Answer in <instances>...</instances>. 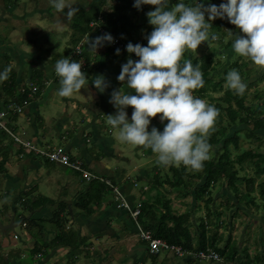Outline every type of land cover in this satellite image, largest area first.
Instances as JSON below:
<instances>
[{"label":"crops","instance_id":"1","mask_svg":"<svg viewBox=\"0 0 264 264\" xmlns=\"http://www.w3.org/2000/svg\"><path fill=\"white\" fill-rule=\"evenodd\" d=\"M19 0H0V22H6L9 18L13 17V12H15L16 10H18L21 6L18 3ZM89 0H87L88 2ZM8 2V3H7ZM85 2L82 6H79L77 8V11H75V15H73L72 19L76 17L77 12L79 11L80 7H84L86 5ZM25 5L22 4V7H24ZM147 7V9L149 8V10L151 9L150 4H143L141 7H136L134 12L129 13L130 18L131 15L138 12V11H146L147 9H145ZM170 7V4L168 5ZM51 8L53 10V6L51 5ZM144 8V9H143ZM67 9V8H66ZM19 11V10H18ZM35 11H38L35 10ZM146 13V12H145ZM148 13V12H147ZM147 13L143 14V16L141 15V17L137 20L139 21V23H146L148 20L149 21V17L147 16ZM17 17V16H16ZM72 19L70 20V23H72ZM133 22L135 20L131 19ZM149 23V22H148ZM148 27V24H147ZM149 27H151V24L149 23ZM154 27V26H153ZM144 28V27H143ZM143 28L141 30H138L136 34H134V36L137 38L138 41L142 40L141 39V34L143 31ZM147 36V35H146ZM71 38L77 39L75 41V43L71 42ZM94 39V31L91 30L90 32L81 35L80 32L74 30L71 27L70 24V32L68 33V35H66V42L70 43L73 45V48H76L78 45H81V53L76 56V58H74L75 56H73L74 52H70L71 58L73 59H77L79 60H83L85 62V66L82 68L83 71H85L86 74V85L83 86L80 90L75 91L73 93V96H60L58 93V88H59V77L55 74L54 71V64L55 61L62 57V56H66V55H62V54H57L55 55V57H53V52H48L46 50L48 49H42L41 45L39 43V53L36 54V57L34 56V58H36V61L30 62L32 69L30 71V73H27L28 67L26 66L27 63H25L24 60L27 59L28 54L26 52L23 53L22 50H19L17 47H13V45H10V42H4V38L0 37V70H3L5 68V65L8 63V66L10 67V63L12 60H17L14 67H10L13 71H15L16 73V80L19 82V86L20 88L21 85H29V83L31 84V76L37 72H41L44 75V78L46 79V85H44V87L41 89L40 93L37 95H33V98L30 102H28L27 106L24 109L23 113H20L21 116L25 117V127H21L23 128V136L20 134V136L25 139V140H30L33 141L34 145L36 148H40V147H45V148H49V143L48 142H43L40 138L41 131L42 128H44V124H45V119L41 117V106L40 103H42L44 100H49L51 99V103L56 106L59 109H63V118H60V120L58 121L57 126L55 125V131L57 132V130L60 129H64L65 126L67 127L70 124V112L69 109L71 108L72 110H74L75 112H79V115H81V117L83 116L84 118H86V121L88 122V126L82 128V129H86L91 128L93 130L92 131H85V130H79L78 131H72V130H68L69 134H66L65 137H61L60 140H63L66 142V146L65 149L66 151L69 153V155L71 157H75L77 158V160H82L85 165L86 168H88V170L92 173H96L99 175H103V176H111V175H115L117 172L123 173L122 176H124L123 180L125 179V173L126 170L124 169H111L110 166L106 167V170H101V166L102 163L100 162V159H108L109 155L112 156V153L114 152V147L116 148V141H114L115 139L112 136V131H114L113 128L109 127L106 128L105 126V131L103 132V130L101 129V127L99 126V118L97 117L96 111H98L99 109L103 108V110H105L107 112V114H114L117 109L113 108V111L109 110L108 111V106L109 103L111 102L110 98L112 96V92L114 89H119L120 87L123 86L124 82H121L117 79L120 71H121V66L123 63H125L127 61V59L129 58V54L127 55L125 52H119V54L112 50V48L106 44V42L102 43L101 46H99L96 50L89 48V40H93ZM16 46V45H14ZM55 47V46H54ZM198 47H200V45H198ZM10 50L12 53V58H10V54H7L8 56V61L6 58V51ZM75 50V49H74ZM188 52V58L193 60V58H195V52L192 50H187ZM72 53V54H71ZM47 54L48 58L47 59H43V56ZM43 55V56H41ZM201 57V56H200ZM33 58V57H32ZM29 59V56H28ZM17 67V68H16ZM262 71V70H261ZM29 72V71H28ZM103 75L105 77V81H106V87L103 91H101L100 89L96 88L94 84H92L91 80L97 76V75ZM3 79H0V81L2 82ZM29 87V86H28ZM126 88V85H125ZM83 91H88L90 92V94L93 96V100L88 101L87 100H82L81 96L84 93ZM205 101L207 99L204 98ZM11 100L9 103L11 102H15V98H12V95L9 94H1L0 93V111H4V110H11L9 108L10 104L5 107L4 106V102ZM132 109L133 106L129 105L127 107V112L129 115V118H131V114H132ZM10 115V114H9ZM19 115V116H20ZM160 114L158 113L155 117H153L151 119L152 122V126L155 125L157 128L159 129H163V124L166 123L165 122H161V120L159 119ZM40 118L41 122H38ZM7 122H10L12 119L11 118H5ZM101 119V118H100ZM103 119V118H102ZM16 120V119H15ZM44 120V121H43ZM14 122V121H13ZM11 122L12 124H8L9 127H11L12 125H14V123ZM44 122V123H43ZM7 125V124H6ZM16 125V124H15ZM151 126V127H152ZM151 127H149V130L151 129ZM251 127H253L251 125ZM66 131V130H65ZM259 134H263L261 131H259ZM0 138L1 137H5L7 135H9L8 133H6L5 131L0 129ZM11 138L12 136L9 135ZM244 138V135L242 136ZM113 138V139H112ZM12 140L14 141V139L12 138ZM10 140L9 144H4V142L0 139V148H2L0 150V153H2V155L8 159V162H12L11 161V156H14V162L17 161L18 165L17 167L21 169V171L23 172V178L27 180L29 177V174L31 175V172H33L34 174L37 175L36 181L34 182L35 185H37L31 193V195L29 196V198H31L32 200L37 199L39 196H44V194H41L42 192H46L48 193L50 190V186L48 187V184H44V180L43 177L41 176V172L43 171V166L41 165V162L39 159V157H35L34 154L30 153L28 151L26 152V155H24L23 160H21V158H19V154L21 152H19V150H16L15 152L18 154H11L10 151L13 150L12 145L17 146L18 144L15 142L13 143V141ZM101 143V144H99ZM91 145V148L88 146ZM142 148L143 151V156H151L153 157L155 154L152 152V150L150 148H144L143 146L139 145ZM20 148V147H19ZM98 148V150H97ZM75 150L74 152L76 153V155H73L72 150ZM118 149V147H117ZM101 151V152H98ZM9 152L11 155H9ZM14 152V153H15ZM98 152V153H97ZM74 153V154H75ZM25 154V153H23ZM22 154V155H23ZM5 155H9V156H5ZM21 155V154H20ZM21 155V156H22ZM34 157V158H33ZM121 157V156H120ZM43 159V158H42ZM113 159V158H112ZM125 159V158H124ZM123 160V159H121ZM43 164L46 165V167H49L50 170H54V171H58L57 169V165L59 164H55V163H47L45 162V160L43 159ZM11 165V164H10ZM64 167L63 165H59ZM144 166V165H143ZM171 166L174 165H169L166 166L168 167L167 171L169 170V168ZM177 166V165H175ZM10 169H12V166H9ZM166 167L165 166H161L160 164H155V166L151 169L152 171H155V174H157V171L159 170H163L162 172H167L166 171ZM52 168V169H51ZM118 169V170H117ZM145 168H143L142 170H144ZM40 170V171H39ZM68 170L71 173V177H73L70 181V185H74L76 182L78 184V187L74 190V194L71 197L67 198L68 195L65 196V200L68 203L69 206V212L70 215L69 218L67 215V229L66 230H77L78 234L80 237H82V234H85L87 236H89V245L88 246H92L93 247L96 244H100L103 239H105L104 241H107V244H109L111 247H107L102 251V255L105 257L109 256V252L110 251H115L116 248L113 247L114 245H112V243H116L115 240L118 239L119 236H121L122 232L119 231V226L123 225L124 226V231L126 236H131L137 244H134V242L129 243L127 245V248L125 249V253L123 256L122 260H117L119 263H116V261L114 260L112 262V264H226V263H236V264H264V255H262V253H258L256 256L251 257L248 254V248H241L239 246V244H237L236 242H231V238H228L227 243L225 246H220L221 245V241L222 239L224 240L223 235L219 236L217 235V232L214 233L213 235H204V231L201 229V233L202 235L199 237V243L201 242V239L203 237V235L205 236V240L208 243L207 245V249H212L214 251H216L222 258H223V263L221 262H215V261H198L195 260L194 258H192L191 256H185V257H178L172 253L169 252H164V254H162L160 256V254L158 255H151L148 253L147 250V244L142 241L140 239V237L138 236V232L136 229V226L134 225L133 222V217L132 214L127 211L124 208H120V210L116 209L114 207L115 205V201L112 199H109V202H104L101 204L100 209H96L95 212L91 215H89L88 213L86 214H80L79 215V211L77 210V208L75 207V202H77L80 198V195L84 192V190L87 188V186L83 187L85 184L84 181H81V178L72 170L70 169H65ZM13 172V178L10 177L9 173L10 170L9 168H5V173H2V177L6 178V185L10 186L12 185L13 187H16V183H18L19 179L18 177H14V175L16 174V167H14L12 170ZM39 171V172H38ZM49 171V169H48ZM139 171V170H138ZM50 172V171H49ZM141 172V171H140ZM53 173V171L51 173L47 174V177L49 176V178L46 180L47 182L52 181L51 178V174ZM61 173H59L60 175ZM59 175L58 179H59ZM139 175V172H136L135 176ZM128 176V175H127ZM130 176V175H129ZM8 179H11L8 180ZM21 179V178H20ZM130 179V180H129ZM129 179H125L128 181H133V183L137 180L130 177ZM4 181V178L1 179L0 178V182L2 183ZM8 181H10L11 183H9ZM149 181V180H148ZM148 181L146 182L144 180V178L141 177V179L138 181L137 183V188L139 185L143 186L146 185V191L149 188V183ZM52 184V182L50 183ZM56 185L57 186H63L64 184H62V182L60 180H56ZM53 186V185H52ZM126 186V185H125ZM125 186H123V188H125ZM219 185H217L218 187ZM224 186V185H223ZM134 189V187L132 188ZM165 190V188H164ZM21 190H14L13 192V197L9 198L10 199V210L8 211V209H3L0 211V222H2L3 224H9L11 219L13 218V213L15 214L14 217V223L18 224L15 229L19 226L22 225L25 227V223H22L23 219L20 217V221L17 222L16 218L18 215V211L15 209V206L20 207L21 204L17 198L19 197V192ZM161 191V189H160ZM169 192V191H167ZM37 193V195H36ZM162 193V191H161ZM156 194V192H155ZM224 195L229 196L230 198L234 199V203L232 205V208H235L236 211L240 210L242 208V202L243 201H248L251 203H255L254 199L255 197H253V195H251V198H253V201L250 200H243L242 202H239L235 196L231 195L230 192L229 193H225ZM223 196V195H221ZM48 197V196H45ZM127 201L129 203H132V206L134 208H136V205L134 204L136 202V199L133 203L134 200V196L132 194V190H131V194L129 195H125ZM227 197V198H229ZM7 198V197H5ZM52 200H56L52 197H48ZM150 198H154L155 199V195L152 197L150 196ZM70 199V200H69ZM147 200V199H146ZM166 198L164 197L163 201H165ZM207 199L204 198V200H200L197 199L195 193L190 190L189 194L185 197V200L182 201V206L184 207L188 213L190 214V216H194V214H196L195 216L198 217L199 215L197 214V211L199 209H201V203H203L204 201H206ZM150 201V200H149ZM23 202V201H21ZM59 202V201H58ZM213 202V200L211 201V203ZM139 205L137 207L142 206V197L140 195L139 197ZM164 204V203H163ZM73 207H71V206ZM27 208V207H25ZM58 206L56 201L53 202V204H48V205H43L41 207L35 208V210L33 212H30V217L34 218L36 220H41V219H46L49 220L53 217L55 211L57 210ZM72 209V210H71ZM205 209H207L206 205H205ZM214 212L213 215H216V217H218V215L221 216V214L217 213L215 211L216 208H214ZM185 210V211H186ZM26 211H29V209H26ZM184 211V212H185ZM237 213V212H236ZM64 215V214H63ZM212 215V216H213ZM210 214L206 217V220L210 219ZM199 222H202V218L198 219ZM214 219L209 220V223H214L212 222ZM192 222L194 223L193 226L196 227V223L194 222V218L192 219ZM200 223V224H201ZM207 223V222H206ZM49 225V224H48ZM118 225V228H116L115 226ZM192 225V223L190 224ZM199 225V224H198ZM69 227V228H68ZM13 230H9L5 233H1L0 232V236H1V240H0V250L8 252L9 250L6 249L9 246H17V244H19L21 240L19 234H17L16 232L13 234L12 237H10V240L7 241L3 235L7 234L10 231H14ZM203 231V232H202ZM127 232V233H126ZM35 234L37 233L36 230L34 232ZM193 233H195V235H190L191 239L193 238V241L195 240V236H198L199 234H197V230H195ZM39 234V233H38ZM139 237V238H138ZM45 239V237H43ZM141 241H140V240ZM19 240V241H18ZM212 240H214L213 245ZM46 241V240H45ZM192 241V246L194 250H189V251H195L197 248L196 244ZM30 242L33 243V238L28 236L26 237L25 241H22V244H29ZM48 248L46 249L47 252L46 254V258H50V254L52 253V250L56 248V243L53 241V238L51 239V241L48 243ZM8 246V247H7ZM34 247V246H33ZM61 247V246H60ZM13 249V248H12ZM10 249V250H12ZM33 249V248H32ZM32 249L30 251H32ZM86 249H89L88 247H86ZM84 249V250H86ZM217 249H220L222 251L218 252ZM65 253L64 255H67L66 261L67 263L65 264H75L76 260L79 258V255L82 254H78L77 252L75 253V255H77L78 257H72L70 255L67 254V249H65ZM48 251H51L50 253H48ZM225 251V253L223 252ZM223 252V254H222ZM41 256L43 257L44 255H40V254H36L34 255L33 259H35L36 257ZM50 256V257H49ZM63 257V256H62ZM110 257V256H109ZM37 259V258H36ZM101 259H104L103 257L99 259V261ZM91 264H93V262H89ZM95 264H99L98 262H95Z\"/></svg>","mask_w":264,"mask_h":264},{"label":"clouds","instance_id":"2","mask_svg":"<svg viewBox=\"0 0 264 264\" xmlns=\"http://www.w3.org/2000/svg\"><path fill=\"white\" fill-rule=\"evenodd\" d=\"M50 3L57 11L67 8L68 18L77 11L66 0ZM143 4L156 6L147 13L148 22L154 27L146 45L131 41L126 45L127 51L139 59L129 56L122 64L117 79L124 82L123 86L114 89L110 98L117 111L107 114V123L117 130L120 141L150 148L161 166L183 164L199 169L209 156L208 136L214 130L219 109L194 95V90L205 83L200 65L181 59L187 50L197 51L201 42L207 41L211 46L220 38L218 32L210 31V21L221 17L239 29H229L234 36V53L264 68V0H222L219 5L205 4L204 0H134L136 7ZM113 39L111 33H105L89 40V48L96 50L104 41ZM8 71L7 67L0 70V79ZM54 71L59 77L60 96H71L86 85L81 63L71 56L58 58ZM91 82L101 91L106 87L102 74ZM225 85L239 95L248 87L236 69L226 73ZM129 105L133 106L131 118L126 110ZM158 113L161 122L166 121L163 129L153 125L149 130L151 119Z\"/></svg>","mask_w":264,"mask_h":264},{"label":"rangeland","instance_id":"3","mask_svg":"<svg viewBox=\"0 0 264 264\" xmlns=\"http://www.w3.org/2000/svg\"><path fill=\"white\" fill-rule=\"evenodd\" d=\"M219 1L220 0H206V1L204 0V3L205 4L215 3L218 5ZM85 2H87V0H66V4H70V5L74 6L76 9L79 6H82ZM191 2H192V0H191ZM18 3L21 6L18 9L19 11L16 10L15 12H13V15H12L13 17L9 18L6 22H0V37L4 38L5 43L10 42V45L14 44L16 46L13 45V47H17L19 50H22L23 53L26 52L28 54L29 59L27 56V59L24 60L25 63H27L26 66L28 67V70L25 74L30 73V71L32 69L30 62L36 61V58H34V56L36 57V54L39 53V48H40V47H38L39 43H40L41 48L43 50L44 49H50L49 50L50 52L54 51L53 55H52L53 57H55V55H57V54H62V55L68 56V55H70V52H74L75 48L71 49L73 47V45L66 42L67 41L66 35H68V33L70 32V24H71L70 20L73 17L72 16L71 18H68L66 16V12H67L66 8L63 12L57 11L55 8H53V10H52V8H51L52 4L50 3V0H19ZM115 3L116 2H114L113 0H110L108 2V4H115ZM22 4H24L25 6L22 7ZM150 6H151L150 10H153L155 8L152 4H150ZM37 9H38V11H35ZM150 10H146L145 12L147 13ZM145 12L140 10V11L134 13L131 15V19L137 21L141 17V15L143 16L142 13L146 14ZM206 18H207V15H206ZM0 21H1V19H0ZM152 29H153V25H151L150 31H152ZM210 31H212V30L210 29ZM147 32H148V29L143 28L142 33H140L141 39L146 37ZM237 32H239V29L237 30ZM231 38L234 39V36L230 35L229 31H228L227 37H226V42H228V40H230ZM212 49L214 51H216L217 55L215 54V57H217V58L219 57L221 59L222 65H223L226 62V56L225 57L220 56L218 54V52L220 51V52L225 53V52H227L228 48H222L220 50V49H218V47L215 44H211V46H210L207 41H203V42H201L200 47L197 48V51H195L194 54L196 57H200L205 52H210ZM10 52H11L10 50L6 51L7 61H8L7 54H10V58H12V55H11L12 53H10ZM233 53H234V51L230 52V57H232V60H230V61L237 59L236 57L238 54L236 56H234ZM41 56H43V55H41ZM238 56L241 57L240 55H238ZM44 58L45 59L48 58L47 54H45L43 56V59ZM16 61L17 60H12L10 63V67L16 66L15 65ZM242 61L248 62L250 64V66L253 64L248 58H245V57H243ZM251 68L253 69L252 74H250L245 79L247 82L248 88H249L248 91L246 92L247 97H248L247 103L252 105V106L259 105L258 108H259L260 114L258 116L264 117V80H262L257 85L250 86L251 80L257 76V71L259 69H261L262 71H260V72H264V68H262L258 65H254V64L251 66ZM9 71L12 72L13 70L9 69ZM222 71H223V69L220 68L218 73H222ZM13 72L15 73V71H13ZM4 86H6L4 81H3V83L0 81V93L1 94L2 93L8 94L7 91L4 90ZM28 86L33 91H35V89H37V87L35 86L34 83L33 84L29 83ZM21 87L24 88L25 85H21ZM223 87L226 88L225 82L223 83ZM83 92L84 93L81 96L82 100H87V99H88V101L93 100V96L90 94V92H88V91H83ZM221 94H222V92L221 93H215L214 97L221 96ZM72 96H73V94H72ZM254 96H258V97L255 98V100H254ZM206 102L209 103V100L206 99ZM12 105H10V107ZM40 106H41V110H40L41 111V117L45 119V124L43 126L44 128H42V131H41L42 135L40 136V138L43 142L49 143V146H50L49 148L56 149L58 147H63L65 149L66 142L63 140H60V139H61V137H65L66 134H69L68 130H72V131L77 130L78 131V129H79V130H85V131L86 130L92 131V133H93V130L91 128L87 127L86 129H82V128L88 126V122L86 121V118L83 117L84 115L81 117V115H79V112H75L71 108L69 109V112L71 114L70 124L67 127L65 126L64 129L59 128L56 132L55 131L56 130L55 125L57 126L60 118H63V114H62L63 109H59L56 106H54L51 103V99L44 100L42 103H40ZM113 108H115V107H114L113 103L110 102L109 106H108V111L109 110L113 111ZM23 112H24V110L21 111V113H23ZM96 114H97V117L99 118V126L101 127L103 132L105 131V126H106V128L111 127L107 123V112L105 110H103V108L96 111ZM13 115H14V112H11L10 115L6 116V118L12 119L10 122H7L5 118H3V121L9 125L12 124L11 122L14 121L13 122L14 125L11 126L12 130H14L13 132L16 133L17 135H20V134L22 135L23 134V128H21V127H25V119H24L25 117L20 115L15 120L14 119L15 117ZM38 122H41L40 118H39ZM151 126H152V122L149 125V127H151ZM250 127H251V125H250ZM114 131L115 132L112 131V136L115 139L114 141H116V148L114 147L115 150L112 153V156L109 155V158L107 160L106 159H100V162L102 163V166H101L102 169L101 170H106V167L110 166L111 169L119 168L120 170L121 169L126 170L125 179H129L130 177L133 178V176H135L136 172H139V175H138L139 180L141 179V177L144 178V180L146 182L148 180H150L155 175V171L151 170L155 166V164H157L155 155L153 157L143 156L142 148L139 145H132V144H128L126 142L120 141L118 138L117 130L114 129ZM262 133L263 134H260L261 136L264 135L263 131H262ZM0 136H1V134H0ZM0 139L4 142V144H9L10 140H12V138L9 135H7L5 137H1ZM30 140H28V141L31 144H34L33 141H30ZM13 143H15V142L13 141ZM99 144H101V143H99ZM239 145H240L239 150H235L231 146L233 159H235V156L237 154H240L242 152V150H245V149L247 151L256 150L259 154H264V140H262V139L257 140L255 138L253 139L251 137H246V136L244 138L241 137ZM88 146L91 148V145H88ZM117 147H118V149H117ZM12 148H13V150L10 151L11 154H18L15 152L16 150H19V152H21L20 153L21 155L23 153H25L22 156L20 154L18 156L19 158H21V160H23V158H24L23 156L26 155V152L23 151L21 148H19V146H17V149H14V148H16V146L12 145ZM97 150H98V148H97ZM74 151L75 150L73 149L72 152H73V155L75 156L76 153ZM10 152H9V155H11ZM28 152L30 154V151H28ZM98 152H101V151H98ZM9 155H5V156H9ZM26 156H28V155H26ZM4 158L5 157L2 155V153H0V161L4 160ZM9 158H11L12 162H8V159H6L7 161L5 163V168H9L10 172H8V173H9L10 177L13 178V172L11 170L14 167H16V171H15L16 174L14 175V177H18L19 181H18V183H16L17 184L16 187H13L12 185L8 186V185H6L7 184L6 178L2 177V173H0V178L1 179L4 178V181L2 183L0 182V211L3 210L4 208L8 209V211L10 210V203H9L10 199L9 198L13 197L14 190H21L19 192L18 196L21 195L22 201L24 202V200H26V197L24 196L23 193L30 191V190H33L37 186L34 183L36 181L37 175L34 174L33 172H31V175L29 174V177L27 180L22 179L23 178V172L21 171L20 168L17 167V165H18L17 161H15V162L13 161L15 157L11 156ZM121 159H123V160H121ZM254 159H257V158H254ZM38 160H40L41 165L43 166V171L41 172V176L43 177L44 184H48V187H49V185H51L50 189H52L48 193L42 192L41 194H44V196H48V197H52V198L56 199L55 200L56 202L64 201L66 195H68L67 198L72 196L74 194V190L78 187V184L76 182H74L75 183L74 185H72V184L70 185V181H68V180H71L73 178V177H71V173L68 170H65L66 168H63L62 166H59V165H57L58 171H54L52 168H51L52 170H50L49 167H46V165L43 164L44 162H43L42 157H39ZM9 166H12V169H10ZM177 166H179V165H177ZM168 167H166V171H167ZM143 168H145V169L142 170ZM48 169L50 172L48 171ZM52 171H53V173L51 174L52 181L47 182L46 180L49 178V176L47 177V174L51 173ZM59 173H61V174L59 175ZM163 173H165V171ZM57 175H59V179H58ZM241 175L242 176H252V175L256 176V173H255V171L251 170L250 168H246L245 171L241 173ZM123 178H124V176H123ZM8 180L11 181V179H8ZM56 180H60L62 182V184H64V185L63 186L62 185L57 186ZM263 180H264V173H262L258 176L257 183L254 185V191L252 192V195H253V197H255V199H254L255 203L243 201L242 202V208L238 211H236L235 208H232V205L234 203V199L230 198L229 196L224 195V192L229 193L232 188L230 186H227V185L223 186V184H221L223 180L217 184V185H219L218 187H217V185H214L213 186L214 189H212V193L209 196L205 197L206 199L210 198L211 201L213 200V202L206 204V201H204L203 203H201V206H202L201 209H199L197 211V214L199 216L196 217L197 216L196 214H194V216H189L187 226H188V231H189L190 235L194 236L195 233H193V232L195 230H197V232H198L197 234H199L198 236H195L194 241L192 238V241L196 244V246L199 244V237L202 235V233H201V229H202L201 224L202 223L199 222L198 219L202 218V222L205 225L204 235L209 236L210 232H211L210 235H213L214 233L217 232L218 237L223 235L224 240L222 239V241H221L222 243L220 246H225L228 238H231V242H236L237 244H239V246L241 248H248V254L251 257L256 256L258 253H262V255H264V201L260 196V192L258 190L259 186H257L259 183L263 182ZM10 181H8V182L11 183ZM51 182H52V184H50ZM88 183H90V181H86L85 185L83 187L88 186V185H86ZM192 183H193V185H195V184L201 185V184H203V180L199 179V178H194V179H192ZM238 186L241 187V189H243V190L245 189V184H243L242 186L241 185H238ZM146 189H147L146 185H143V186L139 185L138 188H137V186H134V189H132V194L134 196L133 203H134L135 199L137 198L136 202L134 203L136 205V207L140 204L139 203V197L141 195V191H145ZM160 189H161L164 197L169 200L170 207H171V214L173 216H180L182 214L188 213V211L184 207H181L182 201L185 200L186 196H182L177 191H174V190L167 192L166 190H164V187H161ZM36 195H37V193H36ZM154 195H155V191H152L150 193V196L153 197ZM221 195H223V196H221ZM5 197H7V198H5ZM227 197H229V198H227ZM70 199H71V197H70ZM125 200L127 201L126 197H125ZM153 200H154V198H150V202H152ZM128 204H129V206L134 208L132 206V203L128 202ZM205 205H206L207 209H205ZM57 206H58V203H57ZM156 206H159V205H156ZM160 206H161V209L163 210V212L166 213L165 208L162 207V205H160ZM213 206H214V208H216L215 211L217 210L216 212L221 214V216L218 215V217H216V215H213V212H214ZM25 207H26L25 205H21L20 207L15 206V209L18 211L17 212L18 215L16 218L17 222L20 221V217L21 218H23V217L29 218L30 217V211H26L27 208H25ZM114 207L116 209L120 210L119 207H121V204L117 203V201L115 200ZM209 214L211 217L209 220L214 219L212 221L214 223H209L208 222L209 220L208 219L206 220V217ZM70 215H68V217ZM69 218H72V217H69ZM193 218H194V222L196 223V227L193 226V224H194L192 222ZM133 222H134V220H133ZM191 223H192V225H190ZM167 224L169 226H173L174 222L167 220ZM134 225L136 226L135 222H134ZM48 226H49V228L47 226H45L44 229L40 233V235H43V237H45L46 241H44V239H43L44 244H48L51 241V239L54 238L56 235V232L52 231L50 229V227H52V225L49 224ZM115 227L118 228V225H116ZM66 229H67V227H66ZM136 229L138 232V236L140 237V233H139L137 226H136ZM119 231H121L122 234H121V236L118 237L117 240H115L116 243H114V242L112 243V245H114L113 247H115L116 250L113 252L110 251L108 253L110 257L109 256L104 257L102 255V251L105 248L111 247L109 244H107V241H104L105 239H103V241L100 244H96L92 249L91 245L88 246L89 245V239H90L88 236V238L86 239L87 241H86L85 246L88 247L89 249L84 250L82 255H79V258L76 260L75 264H91L89 262H93V264H95V262H98L99 264H112V262L114 260L116 261V263H119L117 260L123 259L127 245L129 243L132 244V242L135 241L131 236L123 235V234H125L123 225L119 226ZM15 232L17 234H19L22 241H25L26 237H28V236L32 237L33 243L30 242L27 245V244H22L21 243L22 241H20L19 244H17V246H9V247L7 246L8 248H6V249L9 250L8 252L2 251L3 249L0 250V264H65V263H67V261H66L67 255H64V254H66L65 253L66 248H64L63 246H61V247L56 246V248L52 250V253L50 254L51 257L49 256L50 258H46V254H44L43 257L38 256V257H36L37 259L36 258L33 259L34 257L30 256L32 253V251H30V250L35 247V239H37V238H34V236H33L35 234L34 231H30L26 227L19 225L14 231L8 232L7 234L3 235V237L7 241H9L10 237H12ZM84 236H86V235L82 234V238ZM0 240H1V236H0ZM134 244H137L136 241ZM10 249H12V250H10ZM50 252L51 251H48V253H50ZM164 252L165 251L161 252L160 256L162 254H164ZM102 257L104 259H101L99 261V259Z\"/></svg>","mask_w":264,"mask_h":264},{"label":"trees","instance_id":"4","mask_svg":"<svg viewBox=\"0 0 264 264\" xmlns=\"http://www.w3.org/2000/svg\"><path fill=\"white\" fill-rule=\"evenodd\" d=\"M109 1L110 0H89L84 7L79 8L76 17L72 19L73 22L71 23V27L80 32L81 35L93 30L94 38L103 35L102 32H100V28H103L120 38H128L129 41L133 43L146 45L148 42L147 36L151 32V27H149L148 20H146V23H139V21L133 22L131 20L129 13L132 11L134 12L136 8V6H134V0H113L116 2L115 4H108ZM172 2H175V0H172ZM186 2H191V0H186ZM221 2L222 0L219 1L218 5ZM153 6L156 7L155 5ZM147 7L148 6H146L145 9H147ZM147 10H149V8ZM210 23L212 24L211 30L220 34V38L217 41H213L212 44H215L220 50L222 48L228 49L225 53L218 52L220 56H226V62L223 65L221 59L215 57L216 51L213 49L210 52H205L201 57H195L192 60L194 65H200L205 81L202 87L194 90V95L200 96L203 99L207 97L209 103H214L219 109V113L213 125L214 130L210 131L208 136V142L211 145L209 156L203 161V166L199 169H193L190 166L181 164L179 166H171L169 171L165 173L162 172V169L157 171V174L148 181V190L141 191L142 206L137 219L144 229L152 232L154 237L164 239L169 244L180 245L188 251L194 250L187 226L190 214L185 213L180 216H173L171 214L169 200L166 199L163 201L164 195L161 193L160 188L164 187L166 191H177L182 196H187L189 191L192 190L197 199L200 198V200H204L206 196H209L212 193V189H214L213 186L223 180L221 184L230 186L232 188L230 194L235 196L239 202L250 199L253 201L251 195L254 191V185L257 183L258 176L264 173V154H259L256 150L247 151L245 149L242 150L240 154H237L235 159L232 158V148L239 150L240 139L243 135L244 137L264 140V135L261 136L259 134V131L264 132V117L258 116L260 114L258 108L259 105L252 106L247 103L248 97L246 92L249 89L248 87L243 95L236 94L234 90L228 87H223L225 75L230 69L238 70L242 79L245 80L246 77L252 74L253 69L251 66L253 64L250 66L248 62L242 61L243 56L239 57L236 53H233V55H237V59L230 61L232 60L230 52L233 51L231 45L233 38L226 42V37L229 29L237 32L238 27H236V25L232 24L227 18L221 17H216L214 20L210 21ZM143 27L148 29L147 36L138 41V37L136 38L134 34ZM76 40L77 39L71 38V42L73 43H75ZM107 45H109L112 50L116 51L117 48L115 46L110 44ZM49 50L50 49L46 51L49 52ZM120 50L127 55L129 54L126 50ZM184 58L189 59L187 51L184 53L181 62ZM6 67L11 69L8 66V63L5 65V68ZM220 68L223 69L222 73H218ZM260 71L261 69L257 71V76L251 80L250 86L257 85L264 80V72ZM30 79L31 84L34 83L37 87L35 91L31 90L28 85H25L24 88H20V84L16 80V74L13 71H8L6 77L3 78L2 83L4 81L6 84L4 90L7 91L9 95H12V98H15V103L23 105L25 101L30 102L33 95H38L44 85H46V79L41 72L33 74ZM221 92V96L214 97L215 93ZM257 97L258 96H254V100ZM10 101L11 100L5 101L4 106L7 107L11 104L12 102L9 103ZM19 115L20 113H14V119L18 118ZM250 125L253 127L251 128ZM1 149L2 148H0V150ZM22 150L25 151L24 149ZM30 153L34 154V156L42 157L47 163H53L33 151ZM6 159L7 158H4V160L0 161V173H5ZM71 160L77 159L71 157ZM63 166L75 172L81 178V181L86 182L82 178V173L80 171L66 165ZM83 166L86 168L84 162ZM246 168L255 171L256 176H242L241 173L244 172ZM93 174L97 176V179L86 184L88 185L87 188L80 195L79 200L75 202V207L79 211V215L86 213L91 215L96 209H100L102 203L109 202V199L115 201V187H119L120 191L125 195L131 194L132 188L136 186L139 181L138 175L134 176V179L137 180L134 183L125 179L123 180V173H121V175L120 172L111 176H103L96 173ZM194 178L202 179L203 184L193 185L192 179ZM107 181H109L110 184H107ZM243 184H245L244 190L238 186H242ZM123 186H125V188H123ZM257 186H259L258 190L264 201V180ZM152 191H155L156 194L155 199L150 202V193ZM31 193L32 191L23 193L26 197L24 202H21V195L17 198V200L25 205L30 212H33L35 208L43 205L53 204L55 201L45 196H39L37 199L32 200L29 198ZM210 202L211 199L208 198L206 204H209ZM56 203H58V208L53 217L49 220H36L31 217L22 218V223H25V227L28 230L34 232L36 230L37 232L33 235L34 238L37 239H35V247L32 249L30 256L36 254L44 255L47 252L46 249L48 248V244H44L43 235H40V233L45 226L49 228L48 223L52 225L50 229L56 232L53 241L57 246H63L66 248L68 255L78 257L75 253L82 254L84 249H86L85 244L87 241L86 239L88 238L87 235L82 238L79 236L77 230H66V217L70 214L68 203L66 201ZM160 205L165 208L166 213L163 212ZM167 220L173 221L174 225L169 226ZM201 228L202 230H205V225L203 223L201 224ZM213 241L214 240H212L211 243L212 245L214 243ZM207 245L208 243L203 235L201 242L198 244L197 248H195V251L205 250L207 249ZM217 251L220 252L222 250L217 249ZM223 252L225 253V251Z\"/></svg>","mask_w":264,"mask_h":264},{"label":"built area","instance_id":"5","mask_svg":"<svg viewBox=\"0 0 264 264\" xmlns=\"http://www.w3.org/2000/svg\"><path fill=\"white\" fill-rule=\"evenodd\" d=\"M100 32H102L103 35L105 33H109L103 28H100ZM111 35L114 37L113 41L111 42L106 41V43L112 46H115L116 48L122 49L124 51L126 50V52H128L126 45L129 39L120 38L113 34ZM80 53H81V45H78L74 50L73 56L76 57ZM129 55L133 59H139V57L136 56L135 53H129ZM79 62L81 63L82 68H83L85 66V62L83 60H79ZM27 104H28L27 101H25L23 105H19L15 102H12L10 104L12 106L11 107L9 106L11 110L0 111V129L5 131L9 135H11L14 141L18 144V146L24 149L25 151H30V152L33 151L34 153L45 157L50 162L66 165L75 170H78L82 173V178L85 181L91 182L92 180L97 179V176L95 174H93L91 171H89L87 168L83 166V162L81 160H71L70 155L67 153V151L63 147H58L56 149H50V148L45 149L41 147L36 148L34 144H31L28 140H25L21 138L20 135H17L16 133H14L13 132L14 130H12V128L9 127V125L3 121V118H6V116H8L11 112L21 113V111L24 110ZM106 183L110 184L109 181H107ZM114 191H115V195H116L115 199L117 203H120L122 208L131 212L132 217L135 221V224L139 230L140 239L147 244V250L149 254L158 255L161 252L165 251V252L172 253L178 257L191 256L192 258L198 261H215V262L223 263V258L216 251L212 249H205V250H199V251H188V250H185L180 245L169 244L164 239L154 237L152 232L150 230L144 229L137 220L141 212L140 207L132 208L131 206H129L128 201L125 200L124 193L120 191L119 187H115ZM226 264H236V263L231 262V263H226Z\"/></svg>","mask_w":264,"mask_h":264},{"label":"water","instance_id":"6","mask_svg":"<svg viewBox=\"0 0 264 264\" xmlns=\"http://www.w3.org/2000/svg\"><path fill=\"white\" fill-rule=\"evenodd\" d=\"M14 217H15V214L13 213V218L11 219L9 224H3L2 222H0V232L5 233V232H7L9 230L15 229V227L18 224L14 223Z\"/></svg>","mask_w":264,"mask_h":264}]
</instances>
